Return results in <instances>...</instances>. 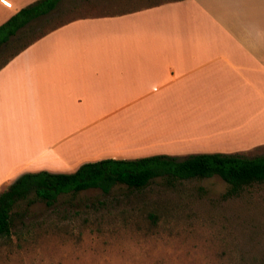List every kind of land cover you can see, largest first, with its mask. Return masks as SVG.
<instances>
[{"label": "crops", "instance_id": "obj_1", "mask_svg": "<svg viewBox=\"0 0 264 264\" xmlns=\"http://www.w3.org/2000/svg\"><path fill=\"white\" fill-rule=\"evenodd\" d=\"M34 1L0 0V25ZM253 15L244 0H165L43 31L0 67V188L104 158L263 155Z\"/></svg>", "mask_w": 264, "mask_h": 264}, {"label": "rangeland", "instance_id": "obj_2", "mask_svg": "<svg viewBox=\"0 0 264 264\" xmlns=\"http://www.w3.org/2000/svg\"><path fill=\"white\" fill-rule=\"evenodd\" d=\"M162 1L62 0L35 26L43 32L78 16ZM244 1L252 19L264 9V0ZM34 36L22 34L0 64ZM28 200L15 208L11 237L0 239V264H264V182L232 193L219 175L158 176L143 188L64 193L53 205Z\"/></svg>", "mask_w": 264, "mask_h": 264}, {"label": "trees", "instance_id": "obj_3", "mask_svg": "<svg viewBox=\"0 0 264 264\" xmlns=\"http://www.w3.org/2000/svg\"><path fill=\"white\" fill-rule=\"evenodd\" d=\"M62 0H36L21 8L9 20L0 25V55L22 34L35 35L18 47L5 60L17 54L28 42L43 32L35 23L49 18ZM1 63L0 67L4 64ZM219 175L237 193L245 185L264 182V154L248 157L239 153H197L185 157L158 154L135 159L104 158L81 164L70 173L46 170L25 172L19 175L7 189L0 192V239L13 234L14 215L18 203L29 198V204L37 200L53 205L61 194L100 188L111 192L119 183L132 188H143L158 176L176 179L211 177ZM33 197L30 198V196Z\"/></svg>", "mask_w": 264, "mask_h": 264}]
</instances>
